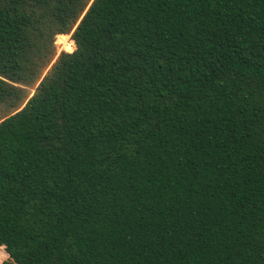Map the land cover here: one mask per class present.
<instances>
[{
  "label": "trees",
  "instance_id": "16d2710c",
  "mask_svg": "<svg viewBox=\"0 0 264 264\" xmlns=\"http://www.w3.org/2000/svg\"><path fill=\"white\" fill-rule=\"evenodd\" d=\"M0 247L264 264V0H0Z\"/></svg>",
  "mask_w": 264,
  "mask_h": 264
},
{
  "label": "rangeland",
  "instance_id": "374dc122",
  "mask_svg": "<svg viewBox=\"0 0 264 264\" xmlns=\"http://www.w3.org/2000/svg\"><path fill=\"white\" fill-rule=\"evenodd\" d=\"M69 37H70V36L62 37V38L59 40L58 44H55V45H56V46H55V47H56V55H55V57H54L52 63L55 61L56 57L60 54V52H61L63 49H65V48H67V47L69 46Z\"/></svg>",
  "mask_w": 264,
  "mask_h": 264
},
{
  "label": "crops",
  "instance_id": "0c3cea01",
  "mask_svg": "<svg viewBox=\"0 0 264 264\" xmlns=\"http://www.w3.org/2000/svg\"><path fill=\"white\" fill-rule=\"evenodd\" d=\"M7 254L4 251L3 247H0V264L7 259Z\"/></svg>",
  "mask_w": 264,
  "mask_h": 264
},
{
  "label": "snow or ice",
  "instance_id": "6c2138e0",
  "mask_svg": "<svg viewBox=\"0 0 264 264\" xmlns=\"http://www.w3.org/2000/svg\"><path fill=\"white\" fill-rule=\"evenodd\" d=\"M71 49H69V51H70Z\"/></svg>",
  "mask_w": 264,
  "mask_h": 264
}]
</instances>
